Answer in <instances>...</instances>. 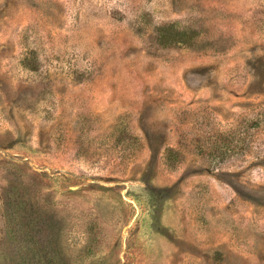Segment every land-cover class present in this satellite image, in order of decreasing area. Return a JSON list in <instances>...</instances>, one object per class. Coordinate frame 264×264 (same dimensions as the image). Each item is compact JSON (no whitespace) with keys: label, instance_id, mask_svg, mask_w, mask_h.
<instances>
[{"label":"rangeland","instance_id":"obj_1","mask_svg":"<svg viewBox=\"0 0 264 264\" xmlns=\"http://www.w3.org/2000/svg\"><path fill=\"white\" fill-rule=\"evenodd\" d=\"M0 264H264V0H0Z\"/></svg>","mask_w":264,"mask_h":264},{"label":"trees","instance_id":"obj_2","mask_svg":"<svg viewBox=\"0 0 264 264\" xmlns=\"http://www.w3.org/2000/svg\"><path fill=\"white\" fill-rule=\"evenodd\" d=\"M168 30L170 31V28H168V29H166V30H162V31H164V32H165V31L169 32ZM225 141H226V138H223L222 136H220V137L217 136V138L213 141V143H215V147H211V148H213V150H217V149H219V147H220V146H218L217 143L223 145ZM225 144H226V142H225ZM230 144H231V141L228 142V143L226 144V146L228 147ZM222 145H221V146H222ZM200 147H201V146H200ZM227 147H226V148H227ZM231 147H232L233 149H231L230 151H233L234 149H238L237 147H234V145H231ZM198 148H199V147H198ZM239 149H242V148H239ZM239 149H238V150H239ZM199 151H200V152H199L200 154H203V152H204V150H200V148H199Z\"/></svg>","mask_w":264,"mask_h":264}]
</instances>
